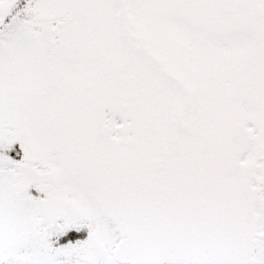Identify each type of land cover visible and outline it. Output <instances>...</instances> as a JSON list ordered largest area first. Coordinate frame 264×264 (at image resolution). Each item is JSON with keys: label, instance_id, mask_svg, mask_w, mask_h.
<instances>
[{"label": "snow or ice", "instance_id": "snow-or-ice-1", "mask_svg": "<svg viewBox=\"0 0 264 264\" xmlns=\"http://www.w3.org/2000/svg\"><path fill=\"white\" fill-rule=\"evenodd\" d=\"M0 264H264V0H0Z\"/></svg>", "mask_w": 264, "mask_h": 264}]
</instances>
